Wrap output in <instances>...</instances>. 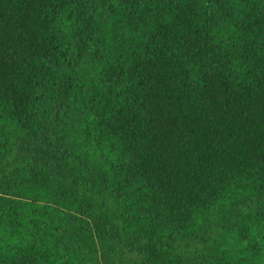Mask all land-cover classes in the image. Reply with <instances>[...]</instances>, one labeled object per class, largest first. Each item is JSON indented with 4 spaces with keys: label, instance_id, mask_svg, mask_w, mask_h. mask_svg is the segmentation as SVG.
Returning <instances> with one entry per match:
<instances>
[{
    "label": "trees",
    "instance_id": "1",
    "mask_svg": "<svg viewBox=\"0 0 264 264\" xmlns=\"http://www.w3.org/2000/svg\"><path fill=\"white\" fill-rule=\"evenodd\" d=\"M0 264H264V0H0Z\"/></svg>",
    "mask_w": 264,
    "mask_h": 264
}]
</instances>
